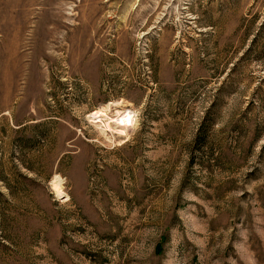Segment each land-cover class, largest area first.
<instances>
[{
  "label": "rangeland",
  "instance_id": "374dc122",
  "mask_svg": "<svg viewBox=\"0 0 264 264\" xmlns=\"http://www.w3.org/2000/svg\"><path fill=\"white\" fill-rule=\"evenodd\" d=\"M0 264H264V0H0Z\"/></svg>",
  "mask_w": 264,
  "mask_h": 264
},
{
  "label": "bare ground",
  "instance_id": "6f19581e",
  "mask_svg": "<svg viewBox=\"0 0 264 264\" xmlns=\"http://www.w3.org/2000/svg\"><path fill=\"white\" fill-rule=\"evenodd\" d=\"M118 114V118L114 119L115 124H117V126L120 127V130L122 131V129H124L127 126H131V117L127 116V115H120ZM119 130V131H120ZM54 189L59 192L60 194H62V188L61 185L59 184H55L54 185Z\"/></svg>",
  "mask_w": 264,
  "mask_h": 264
}]
</instances>
